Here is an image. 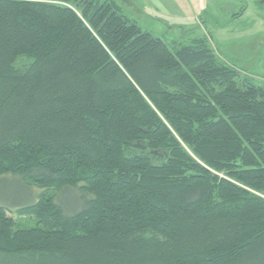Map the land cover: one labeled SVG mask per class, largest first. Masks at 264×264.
<instances>
[{"label": "trees", "instance_id": "16d2710c", "mask_svg": "<svg viewBox=\"0 0 264 264\" xmlns=\"http://www.w3.org/2000/svg\"><path fill=\"white\" fill-rule=\"evenodd\" d=\"M7 175L42 191L0 205V264H264V87L113 0H0Z\"/></svg>", "mask_w": 264, "mask_h": 264}, {"label": "rangeland", "instance_id": "374dc122", "mask_svg": "<svg viewBox=\"0 0 264 264\" xmlns=\"http://www.w3.org/2000/svg\"><path fill=\"white\" fill-rule=\"evenodd\" d=\"M122 13L143 30L163 39L172 49L193 37H205L224 60L264 87V6L250 1L241 17L231 13L242 0H113ZM42 189L29 186L12 175L0 178V205L16 209L37 201ZM57 200L66 211L79 210L81 193L65 188ZM17 226L29 228L35 220L11 214ZM33 218V217H32Z\"/></svg>", "mask_w": 264, "mask_h": 264}, {"label": "flooded vegetation", "instance_id": "af4514ba", "mask_svg": "<svg viewBox=\"0 0 264 264\" xmlns=\"http://www.w3.org/2000/svg\"><path fill=\"white\" fill-rule=\"evenodd\" d=\"M244 3V5H241V7H239L238 10L236 11H233L231 13V18L232 19H235V18H238V17H241L242 15H244L245 11L249 8V2L250 1H255V3H258V4H261L262 6H264V0H242Z\"/></svg>", "mask_w": 264, "mask_h": 264}]
</instances>
